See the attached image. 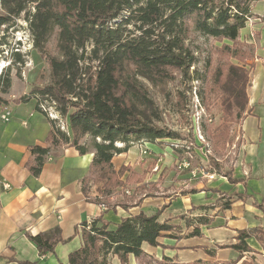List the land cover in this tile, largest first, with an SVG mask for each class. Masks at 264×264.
I'll return each mask as SVG.
<instances>
[{
    "label": "trees",
    "instance_id": "trees-1",
    "mask_svg": "<svg viewBox=\"0 0 264 264\" xmlns=\"http://www.w3.org/2000/svg\"><path fill=\"white\" fill-rule=\"evenodd\" d=\"M261 1L264 0H0V32L25 13L33 47L47 61L50 71L48 83L34 86L29 94L14 100L16 104L35 101V110L47 117L51 126L47 146L30 147L34 157L29 164L31 172L39 176L54 149L73 147L80 155L94 152L90 175L82 180V192L88 202L106 209L76 228L73 238L80 235L82 245L70 253V264H111L113 256L120 264H129L130 256L140 264H175L173 258L157 260L145 250V246L160 247L164 237H183L182 232L176 234L173 224L162 222L159 214L149 216L141 211L119 223L105 219L109 211L130 207L111 202L120 194L127 198L123 189L131 179L130 175L122 179L131 171L129 166L116 170L113 159L127 153L134 144L154 145L173 138L172 132L167 134L155 125L160 115L142 79L164 87L176 80V72L185 84L200 83L199 96L207 109L214 97L220 98L219 124L207 130L204 126L216 153L232 142L229 134L233 123L245 119L251 111L248 88L253 67L248 62L254 52L241 33L252 19L258 18L253 5ZM29 5L34 12L28 10ZM55 31L57 54L49 47ZM194 36L223 42L221 49L232 51V58L243 66L231 64L214 69L212 52L204 59L196 54ZM15 55V63L23 62L18 52ZM1 81L2 77L0 93H8L11 80L4 87ZM46 102L59 118L51 116ZM9 104L0 96V106ZM60 117L66 121L64 129ZM172 147L183 162L187 149ZM208 160L209 167L202 168L206 175H221L233 185L242 182L233 179V169H223L217 156L211 155ZM141 177L137 183L143 181ZM94 186L96 197L91 195ZM233 195L236 198L231 196L224 202L223 210L244 198L239 193ZM257 205L264 213V202ZM194 221L188 225L193 228L190 237H200L201 227L211 223L207 215ZM252 237L264 248V227L238 230L236 243L216 246L239 252L236 260H196L187 264H238L243 253L253 251L247 243ZM29 238L42 255L55 253L56 246L64 242L59 229ZM205 250L210 257H216V250Z\"/></svg>",
    "mask_w": 264,
    "mask_h": 264
},
{
    "label": "rangeland",
    "instance_id": "rangeland-1",
    "mask_svg": "<svg viewBox=\"0 0 264 264\" xmlns=\"http://www.w3.org/2000/svg\"><path fill=\"white\" fill-rule=\"evenodd\" d=\"M255 9L258 14L264 15V1L257 3ZM28 10L34 12L33 6L29 5ZM260 15H258L257 19H252L253 25H247L242 31V39L249 44L251 51L254 52V57L248 62L253 67L250 73L251 82L248 88L250 98L249 108L251 111L245 119L233 123L229 134L232 142L229 144L228 141L226 148L218 150L219 153H216L213 142L206 132L207 128H214L220 122L221 105L219 97H214L210 102L209 109H207L199 96L200 83L185 84L181 79V75L177 72L175 73L177 76L176 80L171 83L169 82L164 87L154 86L149 81L142 79L148 87L150 97L154 101L160 115V120L155 125L167 134L172 132L173 138L158 141L154 144L156 147L146 142L134 144L129 150L135 149L126 157L123 165L119 166V162L116 161L113 163L116 170H119L122 166H129L131 170L126 172L122 177L125 180L127 176H131L126 188L123 189V192H126L127 198L120 194L111 199L112 203L122 202L123 204H130V207L128 210H124L121 207L117 209L130 213L131 209L142 208L145 205L148 213L153 215L159 214L162 222L166 221L173 224L177 231L176 234H180L182 231L185 233L189 232L188 225L191 222L195 223L196 216H212L216 212L220 213L221 211H218V206H223L222 204L228 201L231 196H233L232 198L236 197L224 192L226 188L221 184L223 181H219L220 179L218 178H223V176L215 173L206 175L202 171V168L209 167L208 157L211 155L217 156V160L223 165V169L226 172L233 169V179L239 180L238 175L235 174V166L238 164L239 151L243 143H246L242 125L249 116L251 117L245 122V126L250 133V137L253 139V144L247 151V154H245V163L248 164L256 161L257 173L262 172L264 169V17ZM25 16V13H23L20 17L15 18L9 25L4 26L3 31L0 32V63L4 66L0 72V77H2L1 86L4 87L8 79L12 83L9 92H1L0 96L10 102L29 94L34 86L44 85L50 81L48 63L33 47L32 36ZM57 37L58 34L55 31L49 42V47L55 54H57ZM193 42L194 47L198 48L196 54L200 59L206 58L212 52L214 69L219 66L224 69L231 64L243 66V64L232 58V51H223L221 49L224 46L223 42L199 38L197 36H194ZM17 52L23 59L21 63L14 62ZM247 69H250L249 66H247ZM35 103L33 101L24 104V107L20 109H17L18 106L14 104L11 107L13 113L11 122L5 123L0 120V124H20L21 119L19 114L22 110H27L33 104L35 105ZM49 105V102L45 103L51 116L59 118V115L53 108H49ZM2 108L4 109V107ZM65 122L60 117V125L63 129L65 128ZM30 123L27 121V124L30 125ZM258 124L260 125V131H258ZM258 132H261L260 135H258ZM173 145L178 149H187L188 152L184 154L185 159L183 162L178 160V154L173 149ZM118 146H123V144L118 143ZM252 152L256 153L252 154ZM145 157L146 159L143 160ZM185 163L187 164L186 166ZM215 175L216 179L213 178ZM141 176L144 177L143 181L137 183L142 178ZM243 182L244 180H242L241 184ZM96 188V186L92 188L91 195L93 197L98 195ZM211 188H215L213 190L216 191H210ZM195 189L204 190L205 192L193 195L196 201L190 204L193 206V210H189V207H186L185 203L181 200L177 201L178 197L181 198L178 194H182L184 190L192 192ZM118 190L120 189L118 188ZM170 198H175L176 203L173 207L170 205ZM138 202L139 205L135 206L134 204ZM193 204H196V206ZM101 208L102 212L106 209V207ZM203 208H207V210ZM113 212H117V210ZM170 239V237L162 238L160 240L161 246L157 247L158 251H153L146 247V252L157 260H162L164 256L171 258L170 250L179 249L177 246L179 240L172 239L174 242H170ZM173 261L175 264L195 262V260L181 262L175 257H173ZM136 262L140 264L137 260ZM209 262L226 263L227 261L209 260Z\"/></svg>",
    "mask_w": 264,
    "mask_h": 264
},
{
    "label": "crops",
    "instance_id": "crops-1",
    "mask_svg": "<svg viewBox=\"0 0 264 264\" xmlns=\"http://www.w3.org/2000/svg\"><path fill=\"white\" fill-rule=\"evenodd\" d=\"M257 3L253 5L255 14H258L255 9ZM247 25H253L252 20ZM242 35L241 33V38ZM14 104L16 103L13 100L5 107L11 109ZM24 104H16L17 109L24 107ZM2 107L0 106V115L4 110ZM19 115L20 124H0V264H70V253L82 245L80 235L73 238L76 228H80L82 222L90 221L103 211L99 205L88 202L82 192V180L90 175L94 152L80 155L73 147L54 149L47 156L42 173L34 176L29 167L34 161L30 147L47 146L46 139L51 126L48 118L35 110L34 104L27 110H22ZM250 117L242 125L246 143H243L239 151L238 164L235 166V174L244 180L243 184L230 185L224 177H218L219 181H223L221 184L226 188L225 193H239L244 198L233 203L230 209L223 210L222 206H218V211L221 212L208 216L211 223L201 227L200 237H190L192 227L189 232L182 231L183 237L177 245L179 249L170 250L171 258L175 257L181 262L199 259L227 262L236 260L240 256L239 252L232 248L216 249V246L236 243L238 230L264 227V213L257 205L264 202V169L257 173L256 161L245 163V154L253 144L245 126ZM27 121L31 122L30 125ZM258 129L260 131L259 124ZM134 149L116 156L113 163L116 161L119 166L123 165ZM145 159L146 157L143 158ZM213 178L216 179V175ZM213 189L215 188L210 190ZM204 192L198 190L192 193L184 190L182 194H178L181 198L178 197L177 201L181 200L189 210H193L190 205L196 201L193 195ZM174 199L170 198L172 207L176 203ZM142 210L149 216L153 215L147 212L144 205L142 208L131 209L130 213L121 209H117V212L111 211L105 215V219L119 223L123 218L131 214L137 215ZM57 229L60 230L64 242L56 246L55 253L40 254L29 236L52 233ZM170 242L174 240L170 239ZM247 243L253 251L243 253L238 264H264V248L258 240L252 237ZM146 247L158 251V248L151 246H145V250ZM206 248L216 250V257H210ZM111 264H120L117 256L111 258ZM129 264H137L134 256H130Z\"/></svg>",
    "mask_w": 264,
    "mask_h": 264
},
{
    "label": "built area",
    "instance_id": "built-area-1",
    "mask_svg": "<svg viewBox=\"0 0 264 264\" xmlns=\"http://www.w3.org/2000/svg\"><path fill=\"white\" fill-rule=\"evenodd\" d=\"M12 116H13L12 110L9 109V108H7V107H5L4 110H3V112L0 115V118L5 123H9L11 121V119H12ZM186 165L187 164L185 163V166Z\"/></svg>",
    "mask_w": 264,
    "mask_h": 264
},
{
    "label": "bare ground",
    "instance_id": "bare-ground-1",
    "mask_svg": "<svg viewBox=\"0 0 264 264\" xmlns=\"http://www.w3.org/2000/svg\"><path fill=\"white\" fill-rule=\"evenodd\" d=\"M3 67H4L3 64L0 63V72H1Z\"/></svg>",
    "mask_w": 264,
    "mask_h": 264
}]
</instances>
